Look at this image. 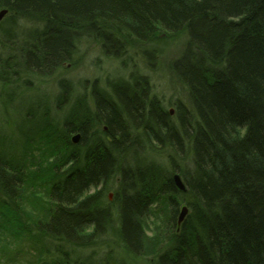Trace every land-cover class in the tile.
<instances>
[{
	"label": "trees",
	"instance_id": "1",
	"mask_svg": "<svg viewBox=\"0 0 264 264\" xmlns=\"http://www.w3.org/2000/svg\"><path fill=\"white\" fill-rule=\"evenodd\" d=\"M1 9L6 51L27 41L24 64L8 52L14 74H52L84 40L127 64L130 47L154 58L182 38L166 68L187 99L172 115L131 73L78 94L54 135L25 137L14 156L0 148V264H129L116 247L80 252L103 236L154 264H264V0H0ZM147 117L166 136H146Z\"/></svg>",
	"mask_w": 264,
	"mask_h": 264
},
{
	"label": "rangeland",
	"instance_id": "2",
	"mask_svg": "<svg viewBox=\"0 0 264 264\" xmlns=\"http://www.w3.org/2000/svg\"><path fill=\"white\" fill-rule=\"evenodd\" d=\"M21 24L19 26L22 29L32 27V24ZM4 32L0 29V148L12 156L25 146L26 138L48 136L49 130H61L75 97L90 93L96 81L98 85L105 86L109 79L135 74L140 80H147L152 93L161 99L164 108L170 110L172 115L174 101L187 99L185 91L178 82L173 81L166 68L167 63L180 54L182 38L171 39L167 45L161 44L163 51L154 58L148 57L138 45L130 47L126 54L127 64L121 59L105 55L100 45L91 39L84 40L79 45L76 60L64 64L52 74H32L26 71L14 74L5 65L8 52L16 62L24 64L21 57L25 53L27 41L23 38L10 41L7 52L2 43ZM28 66L33 67L31 64ZM64 90L68 91L65 97L62 92ZM108 194L112 200V190ZM113 247L129 260V264H154L147 257L131 258L109 236H103L93 246L81 249L80 252L101 256L107 252V248Z\"/></svg>",
	"mask_w": 264,
	"mask_h": 264
},
{
	"label": "bare ground",
	"instance_id": "3",
	"mask_svg": "<svg viewBox=\"0 0 264 264\" xmlns=\"http://www.w3.org/2000/svg\"><path fill=\"white\" fill-rule=\"evenodd\" d=\"M97 84V81L95 82ZM102 86V85H101ZM146 121L147 129H143V132L148 137H157V136H166L165 126L162 124L161 120L158 117L150 118L147 117L144 119ZM55 132L49 130V135H54ZM170 136H173L171 131L169 132Z\"/></svg>",
	"mask_w": 264,
	"mask_h": 264
},
{
	"label": "water",
	"instance_id": "4",
	"mask_svg": "<svg viewBox=\"0 0 264 264\" xmlns=\"http://www.w3.org/2000/svg\"><path fill=\"white\" fill-rule=\"evenodd\" d=\"M8 13V10L7 9H1L0 10V21L5 17V15ZM79 135H75L73 137V141L74 142H77L78 139H79ZM174 181L177 185V187L180 189V190H185V186H184V183L180 177L179 174H174ZM188 213V207L186 205H184L181 209V212H180V215H179V218H178V222L180 223L186 216V214Z\"/></svg>",
	"mask_w": 264,
	"mask_h": 264
}]
</instances>
